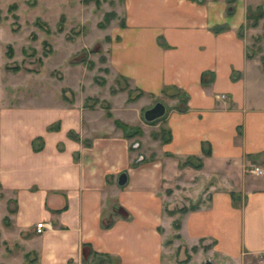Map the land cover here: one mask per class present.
<instances>
[{"label": "crops", "instance_id": "crops-1", "mask_svg": "<svg viewBox=\"0 0 264 264\" xmlns=\"http://www.w3.org/2000/svg\"><path fill=\"white\" fill-rule=\"evenodd\" d=\"M123 10L108 64L144 98L180 93L183 105L170 98L162 114L166 140L146 135L157 125L139 120L143 97L110 108L124 123L133 111L150 142L137 161L130 138L101 110L0 107V187L16 205L10 233L35 264H77L82 248L118 264H158L157 227L178 219L184 245L201 244L225 264H264V68L236 35L245 9L228 13L226 0H124ZM164 203L197 207L174 217ZM37 221L47 224L41 234Z\"/></svg>", "mask_w": 264, "mask_h": 264}, {"label": "rangeland", "instance_id": "rangeland-1", "mask_svg": "<svg viewBox=\"0 0 264 264\" xmlns=\"http://www.w3.org/2000/svg\"><path fill=\"white\" fill-rule=\"evenodd\" d=\"M123 1L0 0V107L58 106L77 102L84 109L101 110L102 116L109 118L123 134L124 129L130 130L125 136L130 138L128 148L137 154L134 161L139 159V154H148L151 146L144 137L161 134L164 139L167 133L161 122L164 117L161 115L147 122L143 119L144 110L159 102L165 111L173 98L178 101L175 107L183 105V100L174 89H166L157 98H144L109 66L108 44L117 39V30L124 26ZM236 6L245 9L244 22L237 28L236 35L246 39V53L256 56L264 68V0H226L228 13ZM140 97L144 98V104L138 110L139 120L157 125L146 135L133 123V111L125 115L127 123L110 113L111 103L116 104V108L121 102L132 103ZM5 196L0 187V228L9 230L4 233L2 229L0 264L10 258V264H35V255L23 252L25 249L19 246L18 236L10 233L11 214L16 205L12 194L6 201ZM169 204L164 203V214L168 216L170 211L175 214L178 209L174 202ZM171 222L164 221L162 227H157L163 246L158 264H225L204 246L201 249V244L192 252L174 237ZM90 251L82 248L81 261L77 264H118L113 256H93Z\"/></svg>", "mask_w": 264, "mask_h": 264}, {"label": "trees", "instance_id": "trees-1", "mask_svg": "<svg viewBox=\"0 0 264 264\" xmlns=\"http://www.w3.org/2000/svg\"><path fill=\"white\" fill-rule=\"evenodd\" d=\"M217 31V30H216ZM248 57H251L252 55L251 54H246ZM145 111V110H144ZM146 121V120H145ZM147 122H150V121H147ZM114 123L115 124H119L118 123V121H116V120H114ZM119 126H122V124H119ZM57 128V125H54V126H48L47 127V129L48 130H55ZM128 132H130V130H128L127 128L126 129H124V135H126V136H128L129 135V133ZM67 136H69L70 138H73V139H78V137H77V135L73 132V131H71V130H69V131H67ZM152 137H154V135L152 136ZM166 139H162V137H161V141H165ZM86 143H87V141H86ZM35 149H37V148H35ZM197 207V203H194V204H192V203H189L187 206H182V207H180V208H178V209H176V212H178V213H184L185 211H187V210H193V209H195ZM170 214H172V212L170 211ZM171 224H172V228L175 230V229H177L178 228V225H179V220L178 219H174V220H172V222H171ZM108 226V224L107 225H105V227H107ZM174 237L175 238H178L179 236L175 233L174 234ZM196 246H191L190 247V249H191V251L192 252H194L195 250H196ZM91 252V254L94 256V255H97V254H100V255H102V256H108L107 254H105V253H96V252H94V251H90ZM29 262H30V260H28Z\"/></svg>", "mask_w": 264, "mask_h": 264}, {"label": "water", "instance_id": "water-1", "mask_svg": "<svg viewBox=\"0 0 264 264\" xmlns=\"http://www.w3.org/2000/svg\"><path fill=\"white\" fill-rule=\"evenodd\" d=\"M163 113H164V106L161 103L156 102L152 107L146 109L143 112V118L146 121H152L154 119L159 118ZM125 180H126V174L122 172L117 177V184L123 185L125 183ZM205 264H210V263L206 262Z\"/></svg>", "mask_w": 264, "mask_h": 264}, {"label": "built area", "instance_id": "built-area-1", "mask_svg": "<svg viewBox=\"0 0 264 264\" xmlns=\"http://www.w3.org/2000/svg\"><path fill=\"white\" fill-rule=\"evenodd\" d=\"M220 98H223L224 95L220 94L219 95ZM249 172H251L254 175H261L262 174V169H260L257 166H253L251 167V169H249ZM47 228V224L44 223L43 221H37L34 223V233L35 234H41L42 232H44V230Z\"/></svg>", "mask_w": 264, "mask_h": 264}]
</instances>
